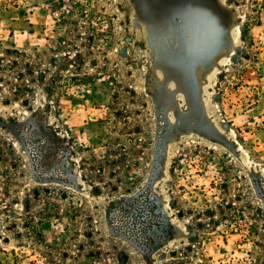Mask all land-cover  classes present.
Masks as SVG:
<instances>
[{
    "label": "rangeland",
    "instance_id": "rangeland-1",
    "mask_svg": "<svg viewBox=\"0 0 264 264\" xmlns=\"http://www.w3.org/2000/svg\"><path fill=\"white\" fill-rule=\"evenodd\" d=\"M0 264H264V0H0Z\"/></svg>",
    "mask_w": 264,
    "mask_h": 264
},
{
    "label": "trees",
    "instance_id": "trees-1",
    "mask_svg": "<svg viewBox=\"0 0 264 264\" xmlns=\"http://www.w3.org/2000/svg\"><path fill=\"white\" fill-rule=\"evenodd\" d=\"M135 201L138 204V209L136 208V211L137 210L140 211L139 214H138L139 218H137V219H144V221H145V222L144 221L142 222L144 226L143 227H138L136 229V231L137 232L146 231V230H148V228H151L153 226H157L158 224L154 221L153 209L150 207V204L148 202H147V205L141 204L142 203L141 198L140 199L137 198ZM118 205H120V204H118ZM133 205H135V203H133ZM121 209H122V212L129 211V207H128V205L126 203H124L122 205ZM135 227H136V225H135Z\"/></svg>",
    "mask_w": 264,
    "mask_h": 264
},
{
    "label": "bare ground",
    "instance_id": "bare-ground-1",
    "mask_svg": "<svg viewBox=\"0 0 264 264\" xmlns=\"http://www.w3.org/2000/svg\"><path fill=\"white\" fill-rule=\"evenodd\" d=\"M169 64V63H168ZM176 65V64H175ZM177 67V66H176ZM179 68V67H178ZM200 102L203 104L202 100H200ZM204 105V104H203Z\"/></svg>",
    "mask_w": 264,
    "mask_h": 264
}]
</instances>
